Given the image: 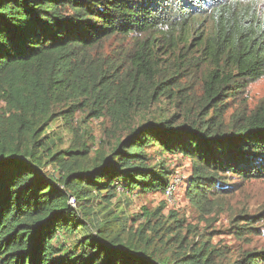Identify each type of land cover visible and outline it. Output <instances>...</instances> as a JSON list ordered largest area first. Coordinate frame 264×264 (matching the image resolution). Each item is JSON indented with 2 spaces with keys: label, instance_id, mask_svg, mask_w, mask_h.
Returning <instances> with one entry per match:
<instances>
[{
  "label": "trees",
  "instance_id": "trees-1",
  "mask_svg": "<svg viewBox=\"0 0 264 264\" xmlns=\"http://www.w3.org/2000/svg\"><path fill=\"white\" fill-rule=\"evenodd\" d=\"M181 31L194 32L192 43L176 48ZM112 37L134 42L124 61L104 52ZM158 43L174 48V61L152 62ZM194 62L200 99L167 78ZM262 77L264 0H0V264H225L208 242L189 245L181 220L153 221L158 211H146V222L130 235L110 220L94 232L82 214L100 195L111 201L118 188L165 192L173 172L149 158L151 146L192 162L186 193L196 205L230 188L229 176L264 179V98L224 123L230 100ZM80 97L91 118L105 112L115 122L132 118L134 102L137 109L163 97L167 112L129 128L94 156L84 144L46 147V158L39 152L43 134L60 117L71 119ZM52 163L62 171L59 179L42 170ZM69 196L83 203L82 213ZM243 217L254 229L251 217ZM147 230L166 248L177 244L170 256L150 249L155 243ZM228 264H264V249L244 251Z\"/></svg>",
  "mask_w": 264,
  "mask_h": 264
},
{
  "label": "rangeland",
  "instance_id": "rangeland-1",
  "mask_svg": "<svg viewBox=\"0 0 264 264\" xmlns=\"http://www.w3.org/2000/svg\"><path fill=\"white\" fill-rule=\"evenodd\" d=\"M189 33L193 34L194 32ZM181 34L182 40L178 42V47L176 48L192 43L189 40L191 34L186 31H181ZM105 45L103 48L104 52L119 62L121 60L124 61L128 49L133 48L134 52L136 47L131 38L117 39L112 37ZM172 49L174 48H170L164 43L156 44L153 51L155 58L152 62L156 63L158 60H166L168 58H170V61H174L178 53H174ZM193 53H195V49L190 52V54ZM175 74L177 73H174L173 69L169 71L167 78H173L169 84L181 82L186 87L184 89L185 94L194 96L197 99L201 98L202 89L197 83L199 76L195 77V62L190 69L180 72L179 75ZM140 77H144L146 82L150 80V76L143 75ZM263 98L264 77L249 83L246 89L239 94V97L230 100L228 103L230 107L224 114L225 125L229 124V121L237 111L251 110ZM76 102L80 103L79 108L71 119H62L60 117L51 123L43 134L42 139L46 146L40 149L39 152L44 154L46 158L48 153L46 147H49L54 152L57 150L66 151L70 146H74V149L77 147L81 148L84 144L91 150L89 156H94L97 150L107 151L115 144L117 138L126 135L129 128L137 127L144 121L152 120L162 110L167 112V98L165 97L159 101L154 100L150 105H141L137 109L134 108L136 105L134 102L133 108H131L132 118H126L125 115H121L118 122H115L111 115L106 112L98 116L94 115L92 118L88 117L89 112L84 110L85 97H80ZM117 105L121 109L119 102H117ZM91 106L92 104L89 107V111ZM169 111L173 112L174 110ZM182 116L183 111L178 115V118ZM146 151L151 160L165 161L167 169L171 172L179 171L184 173L185 181L174 195L172 203L166 199L164 192H124L121 188H118L116 197L111 201L106 202L104 199L105 195H100L92 203L87 204L86 215L82 214V216L86 220L91 221V228H93L94 232L97 230L98 222L110 220L114 229H117V231L121 230L120 224H123L125 231L121 230L122 234L130 235L131 232H135L140 225L146 222V216L144 215L146 211L151 213L158 211V215L153 217V221L161 218L167 226L169 222H173L176 219L181 220L183 224L181 236H186V241L189 242V245L208 242V247L213 249L214 258L225 264L236 260L238 255L244 251L264 249V179L241 180L236 176H229L224 179V182L229 184L230 188L225 191H216L214 195H209L204 200L206 205H196L186 193L187 178L193 168L192 162L179 154L162 155L155 146L147 148ZM42 170L48 175H55L57 179L62 175L60 167L55 163L45 165ZM60 188L61 190H66L63 184H60ZM75 208L81 210L82 213V209H84L83 203H77ZM173 214H175L174 217H172ZM244 215L251 217L254 229H247L248 225L246 223L250 220L243 217ZM115 217L120 218V222H115ZM90 232H92L90 229L77 230L67 241H75ZM146 236H153L155 246L151 244L150 249L155 248L157 252H162V256H170L177 247V244L173 242L169 248H166L158 241L159 235L155 236L149 230H147ZM63 239L64 236L60 232L59 242H62Z\"/></svg>",
  "mask_w": 264,
  "mask_h": 264
},
{
  "label": "built area",
  "instance_id": "built-area-1",
  "mask_svg": "<svg viewBox=\"0 0 264 264\" xmlns=\"http://www.w3.org/2000/svg\"><path fill=\"white\" fill-rule=\"evenodd\" d=\"M185 181V175L182 172H174L170 176L169 182L165 189V197L166 199L172 203L174 195L176 194L177 190L179 189L180 185ZM79 202L74 196H69V204L75 208Z\"/></svg>",
  "mask_w": 264,
  "mask_h": 264
}]
</instances>
